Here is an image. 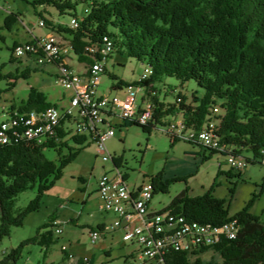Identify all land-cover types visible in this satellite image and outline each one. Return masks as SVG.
Here are the masks:
<instances>
[{"label":"trees","instance_id":"16d2710c","mask_svg":"<svg viewBox=\"0 0 264 264\" xmlns=\"http://www.w3.org/2000/svg\"><path fill=\"white\" fill-rule=\"evenodd\" d=\"M32 4L35 8L53 7L62 16L79 19L78 29L71 30L69 25L55 24L40 15L47 29H54V33L71 43L80 63L90 64L101 59L100 54L92 58L85 53L86 46L102 48L111 43L113 51L108 62L119 53L147 64L149 72L145 73V69L137 81L125 82L111 75L117 82L112 86L113 91L134 85L143 89L146 100L153 105L150 123L139 125L125 121L121 129L134 125L150 134L152 129L162 126L174 145L183 140L168 134L172 121L181 120L194 130L210 127L213 109L221 103L223 115L216 119L214 132L224 150H209L186 142L203 148L211 156L234 155L245 159L249 165L260 164L264 150V0H34ZM84 4L88 8L83 16H78L76 10ZM18 47L14 46V53ZM107 71L108 68L104 74ZM145 74V79L141 80ZM164 77L175 78L182 86L195 81L205 93L198 96L194 92L193 102L179 93L175 103H165L159 99L156 89V83ZM14 84L15 81L9 86ZM55 105L43 92L32 89L26 101L19 107L11 106L7 113L46 111ZM71 141L81 146L88 138L73 136L60 145L54 142L38 145L20 137L0 145V245L13 228L23 227L25 219L39 211L44 196L61 180L63 170L77 160L83 148L73 150L69 147ZM50 148L58 150L59 166L45 156L44 151ZM63 148H69V152L61 156ZM206 160H209L207 156L203 161ZM114 163L120 167L117 160ZM187 180L188 177L165 180L163 173L150 178L154 195L167 194L173 183H187ZM35 188L36 198L28 206L17 209L19 195ZM189 191L187 187L163 210L177 213L191 224L214 227L236 220L238 237L191 255L171 251L167 264H191L192 256H198L194 264H260L264 261V223L249 212L256 196L244 210L230 217L226 202L213 197L214 186L207 194L195 198L189 196ZM55 220H58L56 212L35 237L11 250L0 264L18 263L21 250L32 244L45 247L46 256L56 241L53 231H42L54 229ZM210 250L219 253L222 263L202 260L201 255ZM86 262L94 264L92 260Z\"/></svg>","mask_w":264,"mask_h":264},{"label":"rangeland","instance_id":"374dc122","mask_svg":"<svg viewBox=\"0 0 264 264\" xmlns=\"http://www.w3.org/2000/svg\"><path fill=\"white\" fill-rule=\"evenodd\" d=\"M32 1L0 0V123L11 106L19 107L29 98L32 89L43 92L48 101L57 106L66 105L62 101L66 90L58 82V68L54 65H40L28 56L18 57L13 51L15 45L32 42L36 37L55 31L39 26L40 15L55 24H71L72 16H62L53 7L35 8ZM87 8L86 4L80 5L76 10L77 15L83 16ZM68 62L76 71L85 70V64L75 57ZM107 66L108 71L101 75V85L98 87L99 93L105 95L116 94L112 86L117 82L112 80L111 75L125 82L137 81L145 72L147 64L115 53ZM23 74H27V77ZM13 81L15 84L9 86ZM156 89L159 99L165 103H175L179 93L187 96L190 102H193L194 92L198 96L205 93L195 81L182 86L177 79L166 77L156 83ZM220 104L213 109L212 126L223 115ZM162 129V126H157L149 134L134 125L122 129L117 127L116 137L109 140L106 146L108 154L112 156L109 162H103L96 144L88 141L85 145L77 146L71 141L69 147L73 150L83 148L80 155L63 170L61 180L44 196L39 211L25 219L23 227L13 228L10 236L3 240L0 245V262L11 250L19 248L24 240L35 237L39 228L45 226L56 212L63 234L57 235L53 228L43 230L42 233L53 231V240L56 241L47 250L46 256L45 247L32 244L21 250L16 264H64V246L69 251L74 250L85 262L91 261L94 255V264H127L129 253L137 249V246L124 244L123 233L119 230L112 232L111 225L116 218L113 213L102 208V199L97 192L99 177L104 173L113 176L116 160L121 172L127 175L132 190L143 181L150 182V178L159 173H163L165 180L188 177L187 183H173L169 193L155 194L152 200L154 210L169 206L172 199L187 187L190 189L189 196L195 198L207 194L214 186L213 197L226 202L230 217L244 210L256 196L249 212L264 223V166L249 165L239 175L238 171L227 165L228 158L224 155L211 156L207 152L209 160L202 162V154L199 155L201 147L186 141H177L172 145L170 137ZM68 152L69 148H63L61 156ZM44 153L48 160L59 166L60 155L57 149H46ZM36 196L37 188L25 191L17 198L16 208L28 206ZM99 227L105 231L106 239L102 237L94 244L89 237L90 232ZM201 258L205 263L211 260L222 263L219 253L213 250L202 254Z\"/></svg>","mask_w":264,"mask_h":264},{"label":"built area","instance_id":"2783aa9c","mask_svg":"<svg viewBox=\"0 0 264 264\" xmlns=\"http://www.w3.org/2000/svg\"><path fill=\"white\" fill-rule=\"evenodd\" d=\"M46 21L39 26L46 28ZM80 21L72 18L69 28L78 29ZM113 48L106 45L98 48L85 47V53L92 58L100 54V60L85 64V70L76 71L68 62L76 57L73 46L60 34L51 32L43 37H36L31 42L19 45L15 53L18 57L30 56L40 65H54L58 69V82L66 90L62 101L66 105L52 106L46 111L5 113L0 123V145L20 137L45 145L54 142L58 145L74 137L86 136L88 141L100 149L103 162L112 160L107 152V143L116 137L117 127L125 121L147 125L153 116V105L146 100L143 89L128 86L116 94H100L101 75L108 65V57ZM96 59V58H95ZM149 72L146 69L147 73ZM146 74L142 79H145ZM141 80L139 82H141ZM168 134L201 145L209 150L223 151L220 140L215 136L214 126L200 130L189 128L183 121L174 120L168 127ZM227 165L238 172L248 168V162L238 156L229 155ZM259 163L264 166V150ZM114 175L104 173L99 177L98 193L102 199V208L114 213L117 219L111 230H122V241L136 245L137 250L128 255L127 264H167L166 258L171 251L198 253L211 248L223 240L238 237V223L232 220L223 226L191 224L183 216L172 211L150 209L155 189L151 182L143 181L134 190L129 186L126 174L115 166ZM57 235L63 234L59 223L53 221ZM106 236L105 231L92 230L90 239L96 243ZM64 264H89L80 260L62 248ZM198 256H192L191 264ZM260 264H264V261Z\"/></svg>","mask_w":264,"mask_h":264},{"label":"crops","instance_id":"0c3cea01","mask_svg":"<svg viewBox=\"0 0 264 264\" xmlns=\"http://www.w3.org/2000/svg\"><path fill=\"white\" fill-rule=\"evenodd\" d=\"M51 33V32H50ZM78 72H80V71H78ZM207 152L208 151H205L203 148H201V152H199V155H201L202 154V156H200V160H202V162H203V159H204V157H206L207 156ZM209 153V152H208ZM179 178H182V177H179ZM153 206H152V204H151V207H150V209H152V210H154L153 208H152ZM113 216H114V218H116L117 219V216L113 213ZM104 226H102V229H104L103 228ZM98 229H101L100 227L98 228ZM101 231H103V230H101ZM120 232H123L122 230H119ZM103 240H105L106 239V237L104 236L103 238H102ZM123 242V241H122ZM124 244H125V242H124ZM137 249H135L133 252H135ZM74 251V250H73ZM72 250L70 251L71 253H73L79 260H84L83 258H80V257H78L76 254H75V252H73ZM133 252H131V253H129V254H132ZM92 261H95L94 260V255H93V258L91 259Z\"/></svg>","mask_w":264,"mask_h":264},{"label":"bare ground","instance_id":"6f19581e","mask_svg":"<svg viewBox=\"0 0 264 264\" xmlns=\"http://www.w3.org/2000/svg\"><path fill=\"white\" fill-rule=\"evenodd\" d=\"M112 46H113V45H112L111 43H109V44L107 45V47H111V48H113Z\"/></svg>","mask_w":264,"mask_h":264}]
</instances>
